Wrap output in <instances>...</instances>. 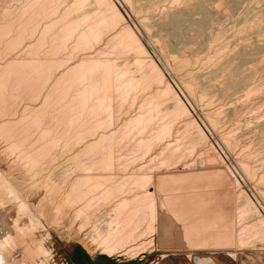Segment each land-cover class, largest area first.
<instances>
[{
    "label": "rangeland",
    "instance_id": "1",
    "mask_svg": "<svg viewBox=\"0 0 264 264\" xmlns=\"http://www.w3.org/2000/svg\"><path fill=\"white\" fill-rule=\"evenodd\" d=\"M37 1L38 0H27V1L26 0H17V1L16 0H0V26H1L0 27L1 28L0 33H2V35L0 34V36H1L0 39L3 41V42L2 41L0 42V45H2V46H0V55H1L0 56V65H3V67H4L8 64V62H10V61L12 62L14 59H15L14 61H16L18 63H20V62L29 63L30 61L31 62L33 61V65H32V63H29L28 65L26 64L27 66L22 65V67L24 66L25 69H24V73H20V75L21 74L22 75L20 77H18V82L20 81V83H18V87H17L18 90H16L17 91L16 92L15 89H13L16 92V94H14L15 92L12 90L9 91V89H12L10 87V85H12L11 81L6 83L9 86V87L7 86V89L8 88L9 89L4 92L5 94H7L6 95L7 99L10 98L9 94L10 95L14 94L17 97V98L14 97L16 100L14 98H11L12 100L14 99L16 101V103H15L14 100L13 101L11 100L12 104L15 103L11 107H12V110L17 109L16 110L17 113L14 112L15 110L12 111L13 114L12 113L11 114L14 115V113H15L16 115L15 116L9 115L10 116L9 118L13 119L14 121L16 119V122H18L17 125H19L18 130L21 129L22 127H23V129H25V131L23 129H21L22 133H20V136H18V143L24 142L23 144H25V145H23L21 143L23 146V147L22 146L21 147L24 149H25V146L27 149H29V147H30L29 151L27 149L24 151V149L21 150V148H20L19 152H18V153H22V155L20 154V156L19 155L18 156L20 158L23 157L21 159H22L25 166L23 165V163L19 157H18V159L20 161L18 159H16L17 166H16V163H14L15 161L13 162L12 158L6 161L7 163L10 161L9 164H11L8 166V169L11 168L12 165H14V164H15L14 166H16V168L13 166L14 169H12V170L15 171L16 169H18V174L14 172L15 174H12V175H16V176L18 175L19 176V174H20V176H22L24 178L26 176V178H28L29 176L27 177V173L29 175L30 171L28 172L26 170L27 171V173H26L25 170L22 171L23 170L22 168L25 167V169L31 170V172H32V170L35 171L36 169L35 168L31 169L28 166V164H26L25 153H26V155H27V152H28V154H31L32 152L35 154V150L33 151V147L35 149H37L39 152V150H41V148H43V147L45 148L46 146H48L47 150H44L45 152H48V150H50L48 154L46 153L47 156L44 153L45 157H47V158H45L44 155L43 156L40 155L41 156L40 158L43 159V161L39 162V164L41 163L43 165L42 166L40 164L43 167V170L40 173H38V175L36 176V180L38 181V183L41 187V190H45V188L43 187V186H45V183H41V182H44L43 180L45 179L46 176L48 177V175H51L49 177H51L53 180L55 179L54 182L55 181H56V183L59 182L60 188L64 187L63 189L61 188L63 190V192L61 194L62 195L64 194V195H63V197H61V194H60L61 198L58 196V198H59L58 200L61 204H62V202L65 203L63 201V200H65L64 198L66 197L65 192L66 191L69 192L71 190L70 186H72L71 184H73V181H75L74 180L75 178L77 179L78 177L86 176L89 173L91 175H98L99 174V173H97V171L95 169L97 166L94 167V164L96 162H97L96 164H98V161H100V159H102L104 153H107V152H105V150H102V149H99L100 151H98V149H95V151L94 150L89 151V149H88V151L90 153V154H88L87 149H86V148H88V147H86V146H88V143L90 145L91 141L94 142V141L98 140L99 135L100 136H101V134L108 135L109 133H111L112 130H114V128L118 129L119 126H121V125L123 126L124 122L128 121V119L141 114V117L143 116L142 122L140 123L141 126L138 125V127H139L138 129L136 126L134 128V131L132 130L133 128L130 129L129 134L127 132L128 135H126V137H127L126 140L124 138V140H125V141H123L124 144L122 145L121 148H119V149H122V150H120V152L122 151L121 152L122 154L119 151H117V150H119L118 148H114V150H112L113 155H117V153H118V154H121L122 156L123 155L126 156V157H124V156L121 157V158H124L122 160L123 162L122 161L121 162H122V165L124 167H126V169L128 168L130 170L135 165L134 160H136V159L134 157L137 155L136 154L137 150L135 148H133V145L136 144L135 143L137 141L136 139L143 137L146 140H148V139L154 140L155 134L156 135L159 134L158 130H160L162 127L168 126L167 122H169L170 123L169 125L171 126V128L169 127L171 130V138L168 139L167 136H165L164 138L161 139L163 141H160V144H159V142L157 143L159 146L156 148V151H159L163 146H165L164 145L165 143L167 144L169 142H173V144L175 145V139L177 141H179L180 138H182L184 141L185 139H188L190 137L189 138L190 140H188V142L184 141L183 144L185 145L186 143H190L191 134L193 137H195L196 133H197V129L200 128L203 131L204 135L206 136V140L208 142L207 144L208 145L210 144L208 146V149L209 150L211 149L212 154L215 153L214 155H216L218 158L220 157L224 161V162L222 161V163H224V164L221 163L222 167H223L222 169H225L224 166L227 165L225 171L227 172V168L231 171V173L227 172L230 179L234 180V177H235L241 181L242 190H244L255 201L257 207L261 210V212H263L262 214L264 215V200H263V198H264V35H263L264 34V29H263L264 28V21H261V20H264V18H262L264 15L263 14L264 13V10H263L264 9V0H194V1L188 0V3L186 0H168V1L167 0H159V1L155 0L156 3L154 2V0H152V1L147 0L148 2H146L145 0H139V1L138 0H127V1L126 0H112L116 4L118 10L120 11L124 22L121 21L122 23L120 22V24H116L115 26H112L113 27L112 29L111 28L109 29L106 26L102 27V24H100V21H99V19L101 18V17H99L101 15V14H99L100 12L98 11L97 14L99 16H96L97 15L96 12L93 11V13H92L93 16L90 15L91 17H89L88 22H87V20L85 21L86 23L82 22V24L79 26L80 28H78V29L82 32L85 28L84 31H86V30H88L87 29L88 25L95 23L97 20L96 24H100L101 27L103 28V31H104V28L106 27L105 31L102 32L101 36L99 37L100 40L97 39V41H93V40L91 41V39L88 38V40L90 39L91 42L89 41L90 42L89 43L88 41H84V42L82 41L83 42V44H82L78 41L79 36L77 37V35L79 34L80 31L77 30L78 32H75L74 33L75 35L72 34L73 35L72 37H74L75 39L77 38L76 39L77 43H76L74 38L69 37L71 39H67V43L66 42L64 43V44H66V46L63 44L64 47H61L63 45H61V46L58 45V43L56 41V39L58 38L56 36H58V35H56V34H58V32L60 31L61 26L69 21L68 18L71 19L72 16L75 15L74 13L76 11L73 9V11H75V12L72 11L73 13H72V15L70 14L71 16L69 14L66 15L65 12H67L69 7H70V9H72L73 4L75 6L80 1L79 0H51L48 2V0H44V1L40 0V1H38L37 5L34 4V2H37ZM53 1H54V4L51 5L50 3ZM144 1L146 2V4L144 3ZM250 1L252 2V7L250 5L251 4ZM253 1H254V3H253ZM55 2H57L56 5H55ZM193 2H194V4H193ZM30 3L34 4L33 7ZM40 3H41V5H40ZM64 3H65V6H64ZM80 4H81V6H82V4H84V5H83V7H80V5H78L77 6L78 10H80L81 8L83 10L85 8V10H86L89 6L92 5L90 0H86V1L81 0ZM143 4H145V6ZM255 4L258 6H256ZM85 5H86V7H85ZM249 5H250V8H249ZM28 6L29 7L31 6L30 9L28 8ZM142 6L145 8H142ZM54 7L55 8L57 7V8L54 9ZM66 7H68V8H66ZM150 7L152 10L150 9ZM41 8H42V10H41ZM49 8L50 9L52 8L51 9L52 12L50 11ZM58 8H59V10H58ZM258 8H259V10H258ZM64 9H66V11ZM70 9L68 10V13L71 12ZM75 9H76V6H75ZM247 9L249 10V13H248ZM22 10H23V12H22ZM78 10H77V12H79ZM140 10H142V11H140ZM250 10L255 11V12L251 11L252 13L255 14V16H254V14H252L250 12ZM256 10L258 12H256ZM53 11H55V15H53L54 14ZM261 11H263V12L261 13ZM28 12L32 15H30ZM44 12H46V13H44ZM94 12H95V14H94ZM22 13H23V15H22ZM48 13L51 15L49 16ZM60 13H61V15H60ZM135 14H137V15H135ZM58 15L61 17H64V22H63V18L59 17ZM145 15H146V17H145ZM172 15L173 16H175V15L179 16L180 21L177 24H173V22H172V24L170 23L172 21V17H173ZM224 15H225V17H224ZM257 15L261 16V17H258ZM45 16H46V18H45ZM30 17H31V19H30ZM37 17H38V19H37ZM40 17L43 18L42 19L43 21L41 19H39ZM53 17H54V19L58 18L59 20L57 19L55 21L53 19ZM143 18H145V19H143ZM158 18H160V19H158ZM251 19H253V20H251ZM255 19H257V21ZM40 21H41V23H40ZM51 21H52L51 24L54 26V27L52 26V28H50L51 25L48 26ZM255 22H256V24H255L256 26L253 24ZM60 23H62V24H60ZM259 23H262V24H259ZM100 25H99V27H100ZM233 25H235L234 28H233ZM253 25H254V27H253ZM259 25L261 26L260 28H259ZM14 26H16V27H14ZM45 26L49 27L50 30L43 33V31H44L43 29L46 28ZM123 26L124 27L129 26L131 28V30L134 32V34L139 38L140 43L144 46V49L147 50L145 55H147V53L149 54L147 56V58L142 52H141L142 57L141 56L139 57V55H138L139 58L136 57L135 54L137 55V52L133 54V51L135 52V50L132 49V47L130 50V48H129L130 46L128 47V45L125 46L126 44L125 45L121 44L122 41L118 37V35H119L118 32L120 31L121 27L124 28ZM42 27H43V29H42ZM55 27L57 29H59V31H57V29ZM3 28L4 29L6 28L5 30H7V31H5ZM27 28H28V30H27ZM149 29H150V31H149L150 33L148 32ZM258 29L260 31L261 30H263V31L260 32V31H258ZM228 30H229V32H227ZM8 31H9V33H8ZM238 32L240 35L238 34ZM16 33L19 34V36H20V37H18V41L20 40V42H21V43L18 42V47H20V48H18L14 44H12V45L10 44V42L17 36ZM32 33H34V34L32 35ZM53 33H55V35ZM113 33H115V34H113ZM116 33H118V34L116 35ZM44 34H46V35H44ZM86 34H88V33H86ZM102 34H104V35H102ZM215 34L217 35L216 37H215ZM228 34H230V35H228ZM52 35H53V37H52ZM232 35H233V37H232ZM152 36L156 40L152 39L153 38ZM41 37H43V40ZM115 38H116V40H115ZM117 38H119V40ZM229 38H230V40H229ZM6 40H7V42H6ZM94 40H96V39H94ZM237 40L240 42H238ZM246 40H248V41H246ZM8 42H9L10 46H9ZM86 42H87V44H86ZM79 43H80V46H79ZM88 43L91 45H89ZM30 44L31 45L33 44V45L31 46ZM76 44H78V45H76ZM81 44L84 45L82 48H81ZM120 44H121V46L123 45L122 46L123 48L120 46ZM54 45H55V47H54ZM5 46H6V48H5ZM11 46H14L16 49H14V47L10 48ZM76 46H77V48H76ZM125 47H126V49H125ZM127 48H129L128 49L129 52L127 51ZM192 49H194V50H192ZM63 50H64V52H62ZM123 50H124V52H123ZM95 51H96V53H95ZM103 51H105V52H103ZM107 51H108V53H107ZM174 52H176V53H174ZM15 53H17V54H15ZM138 54H140V52H138ZM85 55H87V56L85 57ZM169 55H171V56H169ZM91 56H93V57H91ZM174 57H176L177 59H175ZM95 58H96V60H100V61H104L106 59V60H111V62L113 61L114 63L117 62L116 64H119V65L121 64L120 67L121 68L123 67L122 70L126 71L127 75L130 72L129 76L126 75V77H128V78H131L133 76L134 77L136 76L137 78L141 77L143 71L144 72L148 71L147 72L148 77L146 75H142V76H144V78L146 77V79H145L146 81L143 79L140 80V84L142 83L141 85H144V84H146V85H144L143 87L141 85H136V86H139L140 90L136 86H134V87H136V89L134 87H131L130 91L126 90V89L123 90L122 83L123 82L125 83L126 79H122L121 81L119 80V82H118V80H116V82H118V83H116L115 80L113 79L112 81H114L115 83L113 82V84H112V81H111V84H110L112 86V89L110 87V88H108L109 90L107 89V91H105L106 90V88H105L104 90L102 89V91H104L105 93H103L102 91L101 92L103 94H106L105 96H109V95H110V97L112 96L111 97V103L113 106L115 105V107H114L115 112L117 111L116 108H118V107H119L118 108L119 113L122 112L120 114H117L118 113V111H117L114 118L116 120H118L117 118H119V120L118 121L114 120L115 125L111 126L108 124L109 126L107 125V127H108L107 128L106 126H104L105 124H103V127L101 126L99 128V130L94 129L97 132L91 128V127L97 128L96 125L100 126V123L102 121L101 118L103 117V113L99 112L100 113V116H99V113H97V110H95L96 108L94 107V104L96 103L98 98L96 99V96L91 95L90 98L88 99L89 102H86V104H85L86 107L85 106H84V108L82 107L83 112L81 111L82 112V115L80 114L81 118L79 116L78 117L75 116V117H77V119L79 118L78 119L79 121L76 120V123H75V121L72 122V126L68 125V123H67L68 127L66 128V126H64V128H66L67 131H66V129H63V130H65L63 132V130H61L63 128L62 127L63 123L61 122L62 125H60V120H59L60 116H64L63 115L64 112H66V113H67V111H68V113L70 112V109H72V107L70 106L71 101L74 99V97H76L78 95V93L80 94V92L82 91L81 88L84 86V83H83L84 81H82L83 84L81 83V81H79V82L76 81L77 83L74 81L71 83L72 86L70 85L69 89H66V87H67L66 83L68 84L67 79L69 77V75L68 76H66V75L69 74L68 71H71L69 69H72L73 67H75L74 65H76V64L79 65L81 62H83L82 60H84L83 63H85V60H88V62H89V60L95 61ZM136 59L137 60L138 59H140V60L146 59V61L142 62L145 65V67H144V65L142 67V63L141 64L139 63L137 66L136 62H135ZM37 60H38V62H37ZM150 60H151V64L153 66L150 63H146V62H150ZM152 60H153V62H152ZM217 60H219V61H217ZM230 60H231V62L233 61L232 62L233 64L230 63ZM42 61H44V62H42ZM57 61L60 63H58ZM130 62H131V64H130ZM179 62L181 65L179 64ZM200 62H201V64H200ZM39 64H41V65H39ZM49 64L50 65L56 64V65H54L55 67L54 66L52 67V65L50 66ZM85 64H88V63L86 62ZM147 64H150L151 67H150V65H147ZM225 64L227 66L232 65V67H231L232 69L230 68L231 71L232 72L234 71L235 74L236 73L239 75L241 74L240 76L242 78H240L237 74H236L237 75L236 76L235 74L231 73V71L228 72L229 68ZM140 65H141V67H140L141 72H140V69L138 68ZM146 65H147V67H146ZM163 65H164V67H163ZM211 65H214V66H211ZM223 65L226 67V70H228V71L222 69ZM42 66H45L48 68L50 66L51 67L50 68L51 74L48 72V70H47L48 73L41 72V71H45L47 69V68L42 67ZM154 66H156L157 68ZM251 66H253L254 68ZM257 66H259V67H257ZM129 67H131V68H129ZM35 68H37V69H35ZM43 68L45 70H42ZM250 68H252L253 70L251 69V71H250ZM256 68H258V70H256ZM145 69H147V70H145ZM150 69L151 70L154 69V70L151 71ZM155 70H156V72L157 71H160V72H157L158 73L157 74L156 72H154ZM223 70L226 72L223 73L224 72ZM30 71H31V73H30ZM133 71L135 72V74H133L134 73ZM137 71H138V73L136 75ZM149 71H151V72L149 73ZM241 71H244V72L241 73ZM39 72H40V74H39ZM66 72H67V74H66ZM144 72H143V74H144ZM253 72L256 75H254ZM42 73H43V76H42ZM226 73H228V74H226ZM0 74L3 75L2 72ZM5 74L7 76L3 75V77H2L0 75V78L2 77L3 80L5 78V79H7L5 81H8L9 76L11 77V74H8V72ZM44 74H46V75H44ZM47 74L51 75V76H48ZM62 74H63L64 78L66 76L65 79L67 82L65 81L64 78H62L63 80H60L61 79L60 77ZM76 74L77 73L74 74V77L71 74V76L73 77V80L77 78L76 77L77 75H78V77L80 76L79 73L77 75ZM231 74H233V75H231ZM242 74L243 75L248 74V75H246L244 78ZM249 74H251V75H249ZM24 75H26L27 77ZM152 75H154L156 77H154ZM160 76H162L161 82H160V80H161ZM234 76H236V78L239 79L238 81L241 83H237L238 81L235 80L236 78ZM22 77H23V79H22ZM158 77L160 80L157 79ZM199 77L200 78L203 77L202 80ZM24 78H25V80H24ZM153 78H155V79H153ZM246 78H248V80L245 81ZM33 79H38V80L33 81ZM39 79H40V81H39ZM21 80H23V82ZM26 80H28V81H26ZM138 80H137V82H138ZM151 80L154 82V84H153V82H151ZM156 80L159 81L158 84H157ZM233 80H235V82L236 81L237 82L235 83ZM0 81H2V80H0ZM36 81H39L40 84L38 82L36 84ZM64 81L66 83H64ZM212 81H213V84L211 83ZM243 81L247 82V83L244 84ZM28 82H30L31 85L34 84V86L35 87L37 86V87L35 88L34 86H32V88H34L35 90L30 88L29 89L30 92L27 93L28 90H26L25 87L29 88L31 86V85H29ZM147 82H148V84L149 83L150 84L148 85ZM21 83H23L24 85ZM73 83H75V84H73ZM151 83L153 84L152 86H150ZM165 83L167 85H169L170 88H172L171 89L172 92L169 91L168 94L162 93L163 90L167 87V85ZM78 84H79V87H77ZM114 84L115 85L120 84V85L115 86ZM138 84H139V82H138ZM204 84H205L206 88L204 87ZM211 86H212V88H211ZM75 87H77V88H75ZM117 87L120 88V91H117V90H119ZM144 87H146L145 89H147V90H144ZM147 87H149V88H147ZM198 87H200L201 89L200 88L198 89ZM256 87H258V88H256ZM207 88H209V89H207ZM252 88L254 90H252ZM5 89H6V87H5ZM132 89H135V90L132 91ZM148 89H149V91H148ZM204 89H205V91H204ZM31 90H34V92H31ZM198 90H200V92ZM251 90H252V92H251ZM76 91H78V92H76ZM131 91H132V93H131ZM158 91H160L159 93H161L162 95L164 94V96H162L159 93L157 94ZM202 92H203V94H202ZM38 93H39V95H38ZM102 93L100 94L98 92V95L96 94L97 97H103ZM137 94H139V95H137ZM156 94L159 95L160 98L164 99V100L161 99L164 103L163 102L161 103L160 101H158L157 105H159L158 103H161L160 105H162V106L165 104L164 106H166V108H168V111H169V109L171 111L173 109V106L171 107V105H174V102L176 101L175 98L177 97L183 103V105L187 108L188 113L191 115L187 116L186 114H184L185 117L181 116L182 117V119L180 117L181 120L179 119L176 121V119H175L176 123L174 120L171 119V122H173L171 124L170 120H167L169 117L168 118L165 117V115H167L166 112L163 111V110H166L165 107H163L164 109L161 106L158 108V106H155L156 101L152 102V103L150 102V100L152 98L154 100H156V99L160 100L159 96H157ZM170 94H172V96H169ZM145 95L148 96V98H149V95H151L150 98L152 97L151 99L150 98L148 99V101H147L148 103L146 102L147 97ZM154 95L157 97L154 98L153 97ZM202 95L205 96V98L201 97ZM51 96H52V98H51ZM24 97H25V99H24ZM167 97H169L170 99L173 97L172 99H174L175 101L173 102V100H170ZM166 98L168 99V101H166L167 100ZM202 98H204V99H202ZM210 98L212 99V103L210 102L211 101ZM45 99H47V100H45ZM56 99H57V101H56ZM153 99H152V101H153ZM207 99H209L208 101L211 105L208 103ZM36 100H37V102H36ZM8 101H9V99H8ZM122 101H123V103H122ZM130 101L132 104L133 103L134 104L132 105L130 103ZM142 101H144V102H142ZM145 102L150 107H148V105ZM44 103L45 104L47 103V104L45 105ZM128 103H129V105H128ZM143 103H145L146 105ZM122 104H124V105H122ZM130 104H131V106H130ZM152 104H154V106ZM205 104H206V106H205ZM42 105H44V106H42ZM120 105H121V107H120ZM122 106H124V107H122ZM140 106L142 107L141 109H140ZM144 106H145V109H144ZM31 107H32V109H31ZM92 107H94V108H92ZM128 107H130V108H128ZM65 108H66V110H65ZM151 108L153 109V111L155 113L152 110H150ZM154 108L155 109L157 108L158 111H157V109L154 110ZM44 109H47V110L44 111ZM92 109L97 114L96 113L92 114V112H91ZM119 109H121V110H119ZM160 109H163L162 110L163 112ZM71 112L74 113L73 110H71ZM157 112L159 115L156 114ZM164 112H165V115L162 116L164 114ZM44 113H45V115L47 114L46 115L47 117H44L45 120L43 119V116H45ZM55 113L58 114V117ZM153 113H154V115H153ZM38 114L39 115L41 114V115L39 116ZM148 114H151V115H148ZM36 115H37V117H35ZM54 115H56V116L54 117ZM85 115H87V116H85ZM144 115H146V116L144 117ZM213 115H216V116H213ZM147 116L149 117L150 120L148 119ZM152 116H153V118H152ZM186 116H187V118H186ZM38 117H40V118H38ZM104 117L102 119H105ZM163 117H164V119H163ZM208 117L210 118V120L208 119ZM51 118L52 119L55 118V120L50 121ZM90 118H93V119H90ZM34 119L35 120L38 119V120H36V122L37 121L38 122L35 123L33 121ZM98 119L100 120V122H98L99 124L97 123V121H99ZM189 120L196 122L198 125V126H196V128L197 127L198 128L193 129V128H195V127H193L194 124H190V125H192V128L190 125H187L190 128L185 126L184 122H188ZM212 120L214 122H212ZM32 121H33V123H32ZM58 121H59V123L56 125V123ZM147 121H148V123H147ZM150 121H151V123H150ZM88 122H90V123H88ZM159 122H161V123H159ZM165 122L167 123V125H165ZM209 122L212 124H210ZM105 123L107 124V122H105ZM65 124L66 123H64V125ZM73 124H75V125L73 126ZM76 124H78L79 127L80 126H82V127L79 128ZM84 124H86V126ZM91 124H92V126H91ZM145 124H148V125H146L148 127L144 126ZM155 124H157V125H155ZM142 125L144 126V128ZM57 126L59 129L58 128L56 129ZM160 126H161V128H159ZM70 127H72V130ZM76 127H77V129L78 128L79 129L75 133H76V135H79L80 138H82L84 140L83 141L81 139L82 142L80 141V138H77V136L74 133V131L76 130ZM88 127H89V129H88ZM104 127H106L107 130L101 129ZM90 128L92 130H90ZM119 128H121V127H119ZM54 129H56L55 132H54ZM167 129H168V127L166 128V130ZM190 129H193L194 131L193 130L191 131ZM87 130L88 131L90 130L91 132L89 131L90 132L89 133V132H87ZM136 130L138 131V134H137ZM139 130H140V132H139ZM143 130L145 133L142 132ZM195 130H196V132H195ZM21 131H18V135H19V132H21ZM60 131L63 132L64 134L66 133L64 137H63L64 134L61 133ZM92 131H93V133H92ZM188 131H189V133H188ZM52 132L54 135L52 134ZM156 132H158V133H156ZM70 133H72L71 136H70ZM77 133H79V134H77ZM187 133H188V135H187ZM87 134H88V136H87ZM21 135L22 136L24 135L23 138L21 137ZM60 135L62 137L61 140L59 139L60 137L56 138ZM81 135H83V136H81ZM137 135H138V137H137ZM140 135H141V137H140ZM143 135L146 137H144ZM185 135H186V137L188 136V138L184 137ZM54 136H56V137H54ZM72 136H74L75 138H73ZM224 136H226V137H224ZM19 137H20V139H19ZM71 137L73 140L70 139ZM26 138H28V139H26ZM35 138H37V139H35ZM24 139L26 142L24 141ZM55 139H56V142L58 143V144L56 143L57 146L55 145V141L52 142ZM63 139H64V141H63ZM69 139H70V142L68 143ZM182 139L180 140L181 142H183ZM234 139H235V141H234ZM1 141L2 140H0V144H2ZM65 141H67V142H65ZM37 142H39V143H37ZM78 142H79V144H78ZM92 142H91V144H92ZM29 143H31L32 146H30V145L28 146ZM64 143H67V144L64 145ZM70 143H72V144H70ZM6 144L7 143L4 142L3 146L4 145L6 146ZM51 144H52V147H54V149L53 148L48 149V148H50L49 145H51ZM43 145H46V146H43ZM3 146L0 145V156L1 157L6 155L4 152L5 146H4V148H3ZM123 146H124L125 150L123 149ZM1 147H2V150H4V151H1ZM38 147H41V148L38 149ZM181 147H183V146H181ZM31 149H32V151H31ZM134 149L136 150V152ZM20 150L25 152L24 155H23V152H20ZM37 150H36V153H37ZM132 150H133V152H132ZM204 150H205V148H204ZM211 150H210V152H211ZM114 151H115V153H114ZM86 152L88 155L86 154ZM94 152H95V155L92 154ZM131 152H132V155L130 154ZM178 153L179 154H176L177 156L175 155L173 157L174 159L171 158L172 161H170V163H171L170 165H172V163H174V165L170 166V168H169L170 171L171 170L172 171H175V170L184 171L186 165H188V163L190 164L193 161L196 162L197 168L201 169V166H203V165L200 166V164H202L201 162H203V160H204L203 148H199L196 152H194L192 154H186L185 152H182V150H179ZM180 153L182 156H180ZM2 154H3V156H2ZM78 154H80V155L78 156ZM36 155H38V153ZM92 155H93V157H92ZM73 156L76 157L77 159L74 158ZM94 156H96V158ZM132 156H134V157H132ZM54 157H55V159H54ZM38 158H39V155H38ZM182 158H184V159H182ZM6 159H8V158H6ZM53 159H54V161H53ZM147 159L150 160L152 158L147 157L143 161L139 160L137 163L140 164V163L146 161ZM81 161H82V163H81ZM19 162H20V165H19L20 168L22 166L21 169H19V167H18ZM93 162H95V163H93ZM156 162H158V161L156 160L155 162H152L153 165L151 164V166L154 167V165H156ZM126 163H127V165H126ZM128 164H130V166ZM132 164H134V165H132ZM89 165H90V167H89ZM157 165H159V162L157 163ZM242 165L244 167H242ZM76 167H77V169H76ZM83 167L87 168L89 172L87 171V169H82ZM92 168L94 169L95 172H93ZM20 170H21L22 174L19 173ZM165 170H166V168H165ZM115 173H116V176H119V177H122L125 174V173L121 174V171H120L121 175H119V173L117 171ZM117 173H118V175H117ZM111 175H112V173H111ZM250 175H251V177H250ZM66 176H67V178H66ZM116 176H114V177L118 178ZM63 179H64V181H63ZM260 179H262V180H260ZM67 180L69 181V184L71 183L70 186L68 185V183L65 182ZM116 180L117 179H115L114 181H116ZM106 181H108V180H106ZM62 183L65 185H62ZM104 188H101V190L98 189V191H95L96 193L95 192H91L92 194L88 193L86 198H88L89 200L86 199L87 200L86 202L90 201L94 196L96 197V194H97V196H100L102 193L100 195H99V193L102 192V190L104 191ZM33 192H34V190H33ZM44 193L47 197L48 193L46 194V191H44ZM45 195L43 194V196L40 199H42V198L45 199L46 198ZM259 196H260V198H259ZM47 198L50 199L49 197H47ZM44 199L40 200V201H44ZM47 203L43 204V202H42V204L45 205V206H42L43 211L45 209L44 207H46L47 210L45 209L44 215L42 216L43 219L40 216V219L42 221V225L44 226V228H41L37 235H38V237H42V235L45 237L47 234L51 235L47 238L45 243H46V246L52 251V255H53L52 264H152L153 262H158V264H194V262L191 259L192 257L190 258L189 254H191L192 256L197 255V256L206 257V258L210 257L212 260H214V262L216 264H264V243H261V242H254L253 243L254 245L252 244V245L245 247V248H236V249H232V250H228V249L221 248V247L217 248V246H211V247L205 246V248L202 247L203 249L200 247L202 250L198 249V248H197L198 250L197 249L193 250V251L190 250L184 242V238H183L184 237V234H183L184 231H183V228H181L182 225L180 223L176 222L170 216H167L165 214L160 215V221L163 220L166 223L170 224V226L174 230L175 242H174V246L172 247V249L166 250V249H160L159 248L157 251H153V252H151V251L149 252V249H148V251H146V253L143 254L144 257H140V258L136 259L135 261H128L124 257H122V258H118V257L107 258V257L101 256L99 254H95L94 256H92L78 243V240L79 241L82 240L83 236L87 235L86 237L89 239L90 235L88 236V234L92 233V230H91L92 224H90V226L89 225L87 226L88 228H86L85 231L83 232L84 235H82V234L78 235V232H77V229L79 228L80 219L74 218V215H75L74 212H76L77 209L82 207L83 202L77 203L74 206L72 205L73 208H71V203L67 204V205H69V207L65 204L66 205L65 209L63 208L64 206L62 207L63 208L62 216L64 213H66V214H64L65 217L63 216L61 218V220H59V222L57 221L56 224L55 223L52 224L53 222H50L52 220V217H51L52 214L55 213V212H53L54 209L53 208L50 209V208H51V206L54 207L55 205L51 204V203L49 204L48 201H47ZM99 203L102 205L99 206L100 205ZM91 204H93L91 207V210L95 209L93 212L92 211L89 212L91 215L90 216L91 222L94 224L98 223V226L100 225L99 227L101 229L104 228L106 230L107 229L106 227H108L109 221L111 219V218H109V216L111 215L110 209L113 208L114 202L113 201L111 203L110 202H102V201L97 202V200H96L95 202L93 201V203H91ZM92 208H94V209H92ZM67 210H68V212H66ZM72 212H73V214H72ZM71 214H72V216H71ZM49 218H51V219H49ZM57 224H59V225H57ZM106 224H107V226H106ZM104 229H102V230H104ZM45 232H47V234ZM149 238H150V235H147V236H145V238L143 237V240H148ZM230 251L235 252L236 259L232 257V255L230 254ZM163 253H165L167 255L165 258L160 257Z\"/></svg>",
    "mask_w": 264,
    "mask_h": 264
},
{
    "label": "bare ground",
    "instance_id": "2",
    "mask_svg": "<svg viewBox=\"0 0 264 264\" xmlns=\"http://www.w3.org/2000/svg\"><path fill=\"white\" fill-rule=\"evenodd\" d=\"M17 1V0H16ZM27 1V0H26ZM40 1V0H38ZM37 2H34V4L37 5ZM44 1V0H42ZM51 1V0H48V2ZM81 2V0H79ZM83 1H86V0H83ZM127 1V0H126ZM139 1V0H138ZM146 2H148L147 0H145ZM144 1V3L146 4V2ZM152 1V0H150ZM159 1V0H158ZM168 1V0H167ZM187 3H188V0H186ZM194 1V0H193ZM30 2V1H29ZM80 2H78L75 6H76V9H75V6L73 4L72 6V9H70V13H68V10L66 13L67 14H71L73 12H75L74 16H72V18H68L69 21L66 22L65 24H63L60 28V31L59 29H57L58 37L56 39L57 43L59 46L63 45L65 42L67 43V39H71L69 37H72L75 32H78L77 30H79L78 28H80L79 26L82 24V22H85L87 20L88 22V19L89 17H91L90 15L93 16V11L96 12V14L98 13V11L100 12L99 14H101L100 16L97 14L96 16H99L101 17L99 19L100 21V24H102V27L106 26L108 27L109 29L113 28L112 26H115L116 24H120L121 21L124 22L123 20V17L120 13V11L118 10L116 4L112 1V0H90L91 2V6H89L86 10L84 8V10L82 11L81 9L78 10L77 9V6L80 5V7H83L84 4H80ZM155 2V0H154ZM251 2V1H250ZM141 3V2H140ZM150 3V2H149ZM153 3V2H152ZM156 3V2H155ZM191 3V2H190ZM189 3V4H190ZM254 3V1H253ZM31 4V3H30ZM33 3L31 4L32 7L34 5ZM51 5L54 4V1L50 3ZM57 4V2H55V5ZM145 4H143L145 6ZM151 4V3H150ZM185 4V3H184ZM194 4V2H193ZM20 5V4H19ZM22 5V4H21ZM39 5V4H38ZM41 5V3H40ZM62 5V4H61ZM60 5V6H61ZM251 7H252V2H251ZM250 5H249V8H250ZM256 5V4H255ZM64 6H65V3H64ZM71 6V5H70ZM147 6V5H146ZM258 6V5H256ZM25 7V6H24ZM31 7V6H30ZM30 7L28 6V8L30 9ZM40 7V6H39ZM49 7V6H48ZM59 7V6H58ZM79 7V8H80ZM86 7V5H85ZM138 7V6H137ZM192 7V6H191ZM254 7V6H253ZM27 8V7H26ZM53 8V7H52ZM51 8V9H52ZM57 8V7H56ZM54 7V9H56ZM64 8V7H63ZM68 8V7H66ZM141 8V7H140ZM139 8V9H140ZM142 8H145L142 6ZM141 8V9H142ZM147 8V7H146ZM28 9V10H29ZM50 9V8H49ZM48 9V10H49ZM50 9V11H51ZM73 9L75 11H73ZM151 9V7H150ZM263 9V8H262ZM42 10V8H41ZM59 10V8H58ZM66 11V9H64ZM63 10V11H64ZM77 10L79 12H77ZM152 10V9H151ZM248 10V9H247ZM259 10V8H258ZM264 10V9H263ZM45 11V10H44ZM62 11V12H63ZM73 11V12H72ZM142 11V10H140ZM148 11V10H147ZM157 11V10H156ZM253 11V10H250V12ZM23 12V10H22ZM32 12V11H31ZM38 12V11H37ZM36 12V13H37ZM49 12V11H48ZM52 12V11H51ZM55 15V11H53ZM61 12V11H60ZM94 12V14H95ZM146 12V11H145ZM255 12V11H253ZM256 12H258L256 10ZM263 11H261L262 13ZM29 13V12H28ZM33 13V12H32ZM46 13V12H44ZM64 13V12H63ZM170 13V12H169ZM248 13H249V10H248ZM252 13V12H251ZM260 13V14H261ZM30 14V13H29ZM38 14V13H37ZM132 14V13H131ZM254 14V13H252ZM264 14V13H263ZM23 15V13H22ZM28 15V14H27ZM32 15V14H30ZM48 15L50 16L51 14L48 13ZM57 15V14H56ZM61 15V13H60ZM70 15V16H71ZM137 15V14H135ZM161 15V14H160ZM159 15V16H160ZM226 15V14H225ZM224 15V17H225ZM259 15V14H258ZM257 15V16H258ZM262 15V14H261ZM42 16V15H41ZM48 16V17H49ZM59 16V15H58ZM95 16V17H96ZM164 16V15H163ZM173 16V15H172ZM255 16V14H254ZM7 17V16H6ZM22 17V16H21ZM61 17V16H59ZM146 17V15H145ZM162 17V16H161ZM242 17V16H241ZM258 17H261V16H258ZM27 18V17H26ZM33 18V17H32ZM46 18V16H45ZM63 18V22H64V17H61ZM66 18V17H65ZM97 18V17H96ZM243 18V17H242ZM264 18V15L263 17ZM261 18V19H262ZM31 19V17H30ZM38 19V17H37ZM39 19H43L42 17H40ZM49 19V18H48ZM54 19V17H53ZM58 19V18H57ZM57 19H54L55 21ZM67 19V20H68ZM145 19V18H143ZM147 19V18H146ZM160 19V18H158ZM171 19V18H170ZM254 19V18H253ZM251 19V20H253ZM260 19V20H261ZM46 20V19H45ZM59 20V19H58ZM94 20V19H93ZM92 20V21H93ZM257 21V19H255ZM12 21V20H11ZM18 21V20H17ZM21 21V20H20ZM24 21V20H23ZM43 21V20H42ZM91 21V20H90ZM98 21V22H99ZM180 21V18L179 16L175 15L172 17V21L170 22L172 24H177L178 22ZM261 21H264V20H261ZM2 22V21H1ZM62 22V21H61ZM97 22V20H96ZM93 23L91 25H88L86 31L85 28H84V32L80 31L79 34L77 35V37L79 38V42L83 44L84 41H97V39L100 40V36H101V33L105 31V28H104V31H103V28L101 27L100 24H96ZM200 22V21H199ZM24 23V22H23ZM41 23V21H40ZM52 21L50 22V24L48 26L51 25L50 28H52ZM56 23V22H55ZM58 23V22H57ZM86 23V22H85ZM122 23V22H121ZM152 23V22H151ZM235 23V22H234ZM237 23V22H236ZM249 23V22H248ZM247 23V24H248ZM37 24V23H36ZM39 24V23H38ZM54 24V23H53ZM62 24V23H60ZM158 24V23H157ZM254 25L256 24L253 23ZM259 24H262V23H259ZM29 25V24H28ZM57 25V24H56ZM85 25V24H84ZM83 25V26H84ZM100 25V27H99ZM253 25V27H254ZM18 26V25H17ZM34 26V25H33ZM125 26V25H124ZM123 26V27H124ZM144 26V25H143ZM158 26V25H157ZM235 25H233V28H234ZM256 26V25H255ZM1 27V26H0ZM5 27V26H4ZM7 27V26H6ZM13 27V26H12ZM16 27V26H14ZM26 27V26H25ZM24 27V28H25ZM38 27V26H37ZM46 27V28H45ZM43 29V33L44 32H47L48 30H50L49 27L45 26ZM54 27V26H53ZM117 27V26H116ZM230 27V26H229ZM261 26L259 25V28ZM18 28V27H17ZM101 28V29H100ZM244 28V27H243ZM242 28V29H243ZM1 29V28H0ZM4 29V28H3ZM6 29V28H5ZM4 29V30H5ZM30 29V28H29ZM220 29V28H219ZM262 29V28H261ZM264 29V28H263ZM10 30V29H9ZM22 30V29H21ZM28 30V28H27ZM37 30V29H36ZM52 30V29H51ZM102 30V31H101ZM107 30V29H106ZM224 30V29H223ZM226 30V29H225ZM257 30V29H256ZM7 31V30H5ZM25 31V30H24ZM112 31V30H111ZM150 31V29L148 30V32ZM172 31V30H171ZM170 31V32H171ZM174 31V30H173ZM176 31V30H175ZM222 31V30H221ZM231 31V30H230ZM258 31H260L258 29ZM263 31V30H261ZM260 31V32H261ZM1 32V31H0ZM3 32V31H2ZM16 32V31H15ZM36 32V31H35ZM88 34H86V33ZM224 32V31H223ZM229 32V30L227 31ZM9 33V31H8ZM20 33V32H19ZM30 33V32H29ZM106 33V32H105ZM108 33V32H107ZM119 35L118 37L121 39V44H126L125 46L128 45V47L130 48L131 50V47L132 49L135 50V52L133 51V54L137 52V55L135 54L136 57H139L142 55V53L145 55L146 54V49H144V46L140 43V40L139 38L134 34V32L131 30V28L129 26L127 27H124L120 29V31L118 32ZM116 33V35L118 34ZM150 33V32H149ZM211 33V32H210ZM2 35V33H0ZM5 34V33H4ZM7 34V33H6ZM17 34V33H16ZM34 33H32L33 35ZM47 34V33H46ZM44 34V35H46ZM55 35V33H53ZM115 34V33H113ZM223 34V33H222ZM239 34V32H238ZM237 34V35H238ZM15 35V34H14ZM75 35V34H74ZM104 35V34H102ZM213 35V34H212ZM211 35V36H212ZM230 35V34H228ZM235 35V34H234ZM240 35V34H239ZM264 35V34H263ZM9 36V35H8ZM23 36V35H22ZM112 36V35H111ZM115 36V35H114ZM154 36V35H153ZM152 36V37H153ZM217 35L215 34V37ZM18 37L19 34H17V36L10 42V44H14L18 47V42H20V40L18 41ZM53 37V35H52ZM76 37V36H75ZM155 37V36H154ZM152 38V39H155V38ZM224 37V36H223ZM233 37V35H232ZM1 38V36H0ZM42 40H43V37H41ZM74 38V37H72ZM88 38H90L88 40ZM119 38H117L119 40ZM249 38V37H248ZM24 39V38H23ZM22 39V40H23ZM45 39V38H44ZM48 39V38H47ZM75 39V38H74ZM77 39V38H76ZM75 39V41H76ZM96 39V40H94ZM216 39V38H215ZM250 39V38H249ZM21 40V41H22ZM54 40V39H53ZM116 40V38H115ZM114 40V41H115ZM117 40V41H118ZM156 40V39H155ZM161 40V39H160ZM230 40V38H229ZM2 40L0 39V42ZM37 41V40H36ZM52 41V40H51ZM55 41V40H54ZM69 41V40H68ZM83 41V42H82ZM90 41V42H91ZM158 41V40H157ZM179 41V40H178ZM227 41V40H226ZM238 41V40H237ZM248 41V40H246ZM3 42V41H2ZM5 42V41H4ZM7 42V40H6ZM44 42V41H43ZM71 42V41H70ZM89 42V43H90ZM113 42V41H112ZM119 42V41H118ZM160 42V41H159ZM180 42V41H179ZM235 42V41H234ZM240 42V41H238ZM21 43V42H20ZM36 43V42H35ZM56 43V44H57ZM77 43V41H76ZM80 43H79V46H80ZM88 43V44H89ZM107 43V42H106ZM114 43V42H113ZM156 43V42H155ZM161 43V42H160ZM188 43V42H187ZM236 43V42H235ZM9 44V42H8ZM9 44V46H10ZM50 44V43H49ZM55 44V45H56ZM81 44V48L84 46ZM85 44V43H84ZM87 44V42H86ZM94 44V43H93ZM105 44V43H104ZM119 44V43H118ZM120 44V46H121ZM149 44V43H148ZM159 44V43H158ZM197 44V43H196ZM5 45V44H4ZM31 45V44H30ZM33 45V44H32ZM31 45V46H32ZM54 45V47H55ZM66 46V44H64ZM61 46V47H64ZM78 45V44H76ZM91 45V44H89ZM108 45V44H107ZM110 45V44H109ZM244 45V44H243ZM2 46V45H0ZM27 46V45H26ZM57 46V45H56ZM119 46V45H118ZM117 46V47H118ZM123 46V45H122ZM121 46V47H122ZM150 46V45H149ZM14 46H11L10 48H12ZM58 47V46H57ZM120 47V48H121ZM189 47V46H188ZM6 48V46H5ZM9 48V49H10ZM20 48V47H18ZM33 48V47H32ZM51 48V47H50ZM72 48V47H71ZM77 48V46H76ZM123 48V47H122ZM127 48V51L128 49ZM151 48V47H150ZM14 49H16L14 47ZM47 49V48H46ZM86 49V48H85ZM116 49V48H115ZM114 49V50H115ZM126 49V47H125ZM152 49V48H151ZM87 50V49H86ZM113 50V51H114ZM120 50V49H119ZM164 50V49H163ZM191 50V49H190ZM194 50V49H192ZM5 51V50H4ZM12 51V50H11ZM74 51V50H73ZM89 51V50H88ZM97 51V50H96ZM95 51V53H96ZM180 51V50H179ZM64 52V50L62 51ZM61 52V53H62ZM98 52V51H97ZM105 52V51H103ZM111 52V51H110ZM124 52V50H123ZM129 52V51H128ZM138 52H140V54H138ZM142 52V53H141ZM188 52V51H187ZM31 53V52H30ZM37 53V52H36ZM108 53V51H107ZM120 53V52H119ZM172 53V52H171ZM176 53V52H174ZM178 53V52H177ZM203 53V52H202ZM12 54V53H11ZM17 54V53H15ZM22 54V53H21ZM25 54V53H24ZM51 54V53H50ZM59 54V53H58ZM115 54V53H114ZM124 54V53H123ZM181 54V53H180ZM228 54V53H227ZM9 55V54H8ZM23 55V54H22ZM106 55V54H105ZM130 55V54H129ZM143 55V56H144ZM149 54L147 53L146 58ZM183 55V54H182ZM1 56V55H0ZM87 55H85L86 57ZM98 56V55H97ZM100 56V55H99ZM103 56V55H102ZM132 56V55H131ZM144 56V57H145ZM171 56V55H169ZM175 56V55H174ZM18 57V56H17ZM66 57V56H65ZM93 57V56H91ZM135 57V58H136ZM138 57V58H139ZM142 57V56H141ZM173 57V56H172ZM4 58V57H3ZM12 58V57H11ZM21 58V57H20ZM23 58V57H22ZM175 59H177L176 57H174ZM173 58V59H174ZM122 59V58H121ZM211 59V58H210ZM12 60V59H11ZM15 60V59H14ZM10 61L8 62V64L6 66L3 67V65H0V73L2 72L3 75H6L5 73L8 72V74H11V77L9 76V79L8 81H5L7 79L4 78L3 80V75H1L2 77L0 78V140L2 144H0L1 146H3L4 142H6V146L4 148V150H2V147H1V151H4L6 155L0 156V264H52V260H53V255H52V251L46 246V240L49 236V234H47V232H45L47 235L44 237L42 235V237H38V232L41 228H44V226L42 225V221L40 219V216L42 217L44 215V212H45V209L46 207H44V211H43V208L42 206H45L43 205L44 203H47V201L49 202V204H54L55 206L52 207L50 209H54L53 213L52 214V220L50 222H53L52 224H56L57 221L59 222V220H61V218L64 216V213L63 216H62V213H63V208L65 209V206L67 204H70L71 203V208L72 205H76L77 203H82V207L77 209L74 215V218L76 219H80V222H79V228L77 229V232H78V235L79 234H82L84 235V231L86 228H88L87 226L90 224H92L91 226V230H92V233H89L88 236L90 235L89 239L86 237V236H83V239L82 240H78V243L92 256H94L95 254H99L101 256H105L107 258H113V257H118V258H126L128 261H135L136 259L140 258V257H144L143 254L146 253V251H148L149 249V252H153V251H157L159 249V247H169V246H174V242H175V235H174V230L173 228L170 226V224L166 223L165 221H160V215L161 214H165L167 216H170L171 218H173L176 222L180 223L182 225L181 228H183V231H184V242L186 244V246L190 249V250H196L197 248L198 249H201L202 247L205 248V246H217V248L221 247V248H225V249H228V250H232V249H236V248H245V247H248L250 245H252L254 242H261V243H264V215L262 214L263 212H261V210L257 207L255 201L244 191L242 190V183L241 181L238 179V178H235L234 177V180H231L230 177L228 176V173H231V171L227 168V172L225 171L226 169V166L225 169H222V159L219 157H217L216 155L212 154V150L210 152V150L208 149V145L207 143V140H206V136L204 135L203 131L200 129V128H196L197 123L192 121V120H189L188 122H184L185 123V126L187 125H190V124H194L193 129H197V133H196V136L193 137L192 134H191V141L190 143H186L185 145L183 144L184 141H187L190 140L188 138V136L186 137V135L184 137L188 138V139H185L183 136V138L185 139L183 141L182 138H180V140L182 139L183 142H180L177 141L175 139V145L173 144V142H169V143H165L159 151H156V148L159 146L157 143L159 142L160 144V141H163L161 140L162 138H164L165 136H167L168 139L171 138V126L169 125L170 123H168V126H165L167 125V123L165 122V127H162L161 126L159 128H161L160 130H158L159 134H155L154 136V140H146L145 138H138L136 139L137 141L135 142L136 144L133 145V148H135L137 150H135L136 152V156H132L134 157L136 160H134L135 162V165L132 169H126V167H124L122 165V160L124 158H121L123 157L120 152V150L122 149H119L122 147V145L124 144L123 141L126 140V135L129 134L130 132V129H132L134 131V128L137 126V129L139 128V126H141V122H142V117H141V114H139L138 116H135V117H132L130 119H128V121L124 122V125L122 126H119L121 128L118 127V129H115L111 131V133H107L108 135L106 134H101V136L99 135L98 136V140L92 142H90V145L88 143V148L87 149V152L88 154L90 150H94L95 149H98V151H100L99 149H102V150H105V152L107 153H104L102 159H100V161H98V164L95 163L94 164V167H96V171L97 173H99L98 175H91L90 173L87 174L86 176H82V177H78L77 179L75 178L73 181V184H71L72 186H70L69 184V181H65L66 183H68V185L71 187L70 191L69 192H65V200H63L65 203L62 202V204L59 202V198L58 196L60 197V194L63 192V188L61 189L59 187V182L56 183V181L54 182V180L49 177L51 175H48V177L46 176L45 179L43 180L44 182H41V183H45V186H43L45 188V190H41V187L38 183V181L36 180V176L38 175V173H40L42 170H43V165L41 166L39 164V162L43 161V159H41L40 155H44L45 157V154L49 153L50 150H48V152H45L44 150H47V147L46 145H43V146H46L45 148H41V147H38L41 148V150H38L35 149L33 147V151L35 150V154L31 153V154H28L27 152V155L25 152L21 151L23 150L24 148H22V144L24 143H18V136H20V133H22L21 129H23V127L21 129L18 130L19 128V125H17L18 122H16V119L15 121L11 118H9L11 116H15L17 113L16 110H12V105L16 103V99L14 97H16V90H18V83H20V81L18 82V77H20V73H24V69L25 67L24 66H27L29 63H32L33 65V61L29 62V63H25V62H16V61ZM25 60V59H24ZM106 60V59H105ZM100 61V60H96L95 58V61L94 60H85V63L87 62L88 64H85L83 63L84 60H82L83 62H81L79 65H74L75 67H73L72 69H69L71 71H68L69 74H67L66 72V76L69 75L67 81H68V84L66 83V76L64 78L63 74L61 75V79L60 80H63L62 78L65 79L64 83H66L67 87L66 89H69V86L71 85L72 86V82H79L81 81H84V86L81 88L82 91L80 92V94L78 93V95L76 97H74V99L71 101V104L70 106L72 107V109H70V112L67 113L64 112V116H60V125L61 122L63 123L62 125V129H66L68 127V125L72 126V122L75 121L76 123V120L77 117L79 116L80 117V114L82 115V107L84 108V106L86 107V102H89L88 99L90 98V96H96V103L94 104V107L96 108L95 110H97V113L101 112L103 113V117L105 119H102L101 118V123H100V126L96 125L97 128H93L91 127L93 130L94 129H98L102 126L103 127V124H105L104 126L107 127V125H115L114 123V120L115 121H118L119 118H117L118 120H116L114 117L118 111V108H116V112H115V105L113 106L112 103H111V97L110 95L109 96H105L106 94H103L105 93L104 91H102V89L104 90L106 88L105 91H107L108 88L111 87L112 89V86L110 85L111 84V81L114 79L115 82L116 80H119L121 81L122 79H126L125 80V83L123 84L122 83V88L123 90H129L131 89V87H134L136 85H141L140 84V80H145L146 77L144 78V76L142 75H146L148 77V74L147 72H142V75L141 77H131V78H128L126 77L127 75V72L126 71H123V67L121 68L119 64H116L114 63L113 61L111 62V60H106V61ZM113 60V59H112ZM119 60V59H118ZM125 60V59H124ZM133 60V59H132ZM137 60V59H136ZM135 60L136 62V65L138 66V64L146 61V59H138L137 61ZM196 60V59H195ZM194 60V61H195ZM220 60V59H219ZM217 60V61H219ZM240 60V59H239ZM2 61V60H1ZM61 61V60H60ZM116 61V60H115ZM122 61V60H121ZM149 61V60H148ZM176 61V60H175ZM229 61V60H228ZM227 61V62H228ZM38 62V60H37ZM44 62V61H42ZM58 62V61H57ZM64 62V61H63ZM132 62V61H131ZM130 62V64H131ZM134 62V63H135ZM153 62V60H152ZM215 62V61H214ZM221 62V61H220ZM233 62V61H232ZM230 60V63L233 64ZM236 62V61H235ZM60 63V62H58ZM124 63V62H123ZM127 63V62H126ZM146 63H150L151 64V60L150 62H146ZM27 64V65H26ZM62 64V63H61ZM128 64V63H127ZM150 64H147V65H150ZM180 64V62H179ZM201 64V62H200ZM227 64V63H226ZM225 64V65H226ZM22 65H24L22 67ZM31 65V66H32ZM41 65V64H39ZM50 65V64H49ZM52 67L56 64H51ZM50 65V66H51ZM85 65V66H84ZM123 65V64H122ZM135 65V66H136ZM143 63H142V67H143ZM146 65V67H147ZM152 65V64H151ZM150 65V67H151ZM181 65V64H180ZM229 65V64H228ZM46 66V65H45ZM45 66H42V67H45ZM49 66L48 67H45L47 68L46 70L43 68L42 70H45V71H41V72H45V73H50L51 72V67ZM153 66V65H152ZM210 66V65H209ZM211 66H214V65H211ZM227 66V65H226ZM244 66V65H243ZM255 66V65H254ZM21 67V68H20ZM55 67V66H54ZM127 67V66H126ZM141 65L138 67L140 69ZM145 67V65H144ZM156 67V66H154ZM164 67V65H163ZM229 68V71L226 70V67L223 65V68L224 70L230 72L231 71V67L232 65L230 66H227ZM249 67V66H248ZM253 67V66H251ZM256 67V66H255ZM259 67V66H257ZM29 68V67H28ZM27 68V69H28ZM58 68V67H57ZM56 68V69H57ZM131 68V67H129ZM157 68V67H156ZM227 68V69H228ZM231 68V69H230ZM235 68V67H234ZM233 68V69H234ZM246 68V67H245ZM254 68V67H253ZM37 69V68H35ZM54 69V68H53ZM125 69V68H124ZM166 69V68H165ZM244 69V68H243ZM252 68H250V71H251ZM40 70V69H39ZM48 70V72H47ZM126 70V69H125ZM147 70V69H145ZM151 70V69H150ZM154 70V69H153ZM151 70V71H153ZM200 70V69H199ZM223 70V71H224ZM235 70V69H234ZM249 70V69H248ZM253 70V69H252ZM256 70H258V68H256ZM255 70V71H256ZM23 71V72H22ZM29 71V70H28ZM131 71V70H130ZM149 71V73L151 72ZM226 71H224L223 73H225ZM27 72V71H26ZM37 72V71H36ZM64 72V71H63ZM134 72V71H133ZM140 72H141V69H140ZM156 72V70L154 71ZM157 72H160V71H157ZM156 72V73H157ZM240 72V71H239ZM238 72V73H239ZM244 72V71H241V73ZM246 72V71H245ZM31 73V71H30ZM35 73V72H34ZM43 73H42V76H43ZM75 73H79L80 76L78 77V75L76 76L77 78L73 80V77H74V74ZM130 73V72H129ZM129 73L127 76H129ZM132 73V72H131ZM138 71L136 72V75H137ZM146 73V74H145ZM231 73L235 74L234 71ZM252 73V72H251ZM40 74V72H39ZM38 74V75H39ZM51 74V73H50ZM72 74V76H71ZM135 74V72L133 73ZM152 74V73H151ZM158 74V73H157ZM228 74V73H226ZM231 74V75H233ZM237 74V73H236ZM235 74V75H236ZM254 74V72H253ZM27 75V74H26ZM24 75V76H26ZM31 75V74H30ZM29 75V76H30ZM33 75V74H32ZM37 75V76H38ZM46 75V74H44ZM48 75V74H47ZM160 75V74H159ZM158 75V76H159ZM162 75V74H161ZM205 75V74H204ZM203 75V76H204ZM208 75V74H207ZM230 75V76H231ZM240 78H242L239 74H237ZM236 75V76H237ZM243 75V74H242ZM248 75V74H246ZM246 75H243V77L245 78ZM251 75V74H249ZM256 75V74H254ZM7 76V75H6ZM28 76V77H29ZM40 76V75H39ZM38 76V77H39ZM48 76H51V75H48ZM63 76V77H62ZM140 76V75H139ZM150 76V75H149ZM154 76V75H152ZM151 76V77H152ZM163 76V75H162ZM160 76V79L161 77ZM199 76V75H198ZM202 76V75H201ZM209 76V75H208ZM227 76V75H226ZM236 76H234L236 78ZM27 77V76H26ZM46 77V76H45ZM150 77V78H151ZM156 77V76H154ZM210 77V76H209ZM228 77V76H227ZM238 77V78H239ZM250 77V76H249ZM7 78V77H6ZM33 78V77H32ZM37 78V77H36ZM47 78V77H46ZM200 78V77H199ZM203 78V77H202ZM202 78H200L202 80ZM206 78V77H205ZM216 78V77H215ZM224 78V77H223ZM232 78V77H231ZM11 79V80H10ZM23 79V77H22ZM31 79V78H30ZM59 79V78H58ZM139 82H137V80ZM148 79V78H147ZM155 79V78H153ZM159 79V77L157 78ZM159 79V80H160ZM210 79V78H209ZM25 80V78H24ZM32 80V79H31ZM34 80H38V79H33ZM51 80V79H50ZM150 80V79H149ZM198 80V79H197ZM235 80H239V79H235ZM235 80H233L235 82ZM248 80V78L245 79V81ZM11 81L12 85H10V87L12 89H9V91H14L13 89H15V93L13 95H10V98L9 101L7 99V94H5L4 92L7 89V82ZM23 82V80H21ZM28 81V80H26ZM40 81V79H39ZM39 81H36V84L37 82L39 83ZM146 81V80H145ZM148 81V80H147ZM157 81V80H156ZM162 81V79L160 80V82ZM196 81V80H195ZM232 81V80H231ZM236 81V82H237ZM242 81V80H241ZM250 81V80H249ZM42 82V81H41ZM55 82V81H54ZM58 82V81H57ZM60 82V81H59ZM76 82V83H77ZM114 81H112V84H113ZM114 82V83H115ZM116 82V83H118ZM143 82V81H142ZM151 82H153L151 80ZM233 82V83H234ZM235 82V83H236ZM26 83V82H25ZM29 85L30 82H28ZM32 83V82H31ZM56 83V82H55ZM82 83V84H83ZM156 83V82H155ZM159 83V81H157V84ZM213 84V81L211 82ZM234 83V84H235ZM237 83H241V82H237ZM243 83H247V82H244ZM23 84V83H21ZM20 84V85H21ZM40 84V83H39ZM63 84V83H62ZM61 84V85H62ZM75 84V83H73ZM148 84V82H147ZM150 84V83H149ZM148 84V85H149ZM154 84V82H153ZM151 83L150 86L153 85ZM166 84V83H165ZM209 84V83H208ZM207 84V85H208ZM211 84V85H212ZM24 85V84H23ZM115 85V84H114ZM120 85V84H118ZM117 84L115 86H118ZM146 85V84H144ZM144 85H141L142 87ZM167 85V84H166ZM238 85V84H237ZM33 85H31L29 88L25 87L28 92L30 88H32ZM45 86V85H44ZM47 86V85H46ZM64 86V85H63ZM140 86V87H141ZM200 86V85H199ZM6 87V89H5ZM9 87V86H8ZM23 87V86H22ZM35 87V86H34ZM37 87V86H36ZM35 87V88H36ZM79 87V84L78 86ZM75 87V88H77ZM137 88H139V86H136ZM136 87H134L136 89ZM166 87V86H165ZM203 87V86H202ZM204 87H205V84H204ZM209 87V86H208ZM24 88V87H23ZM44 88V87H43ZM74 88V89H75ZM119 90L117 91H120V88L117 87ZM116 88V89H117ZM129 88V89H128ZM146 87H144V90H147L145 89ZM149 88V87H147ZM151 88V87H150ZM180 88V87H179ZM200 87H198L199 89ZM206 88V87H205ZM212 88V86H211ZM258 88V87H256ZM34 89V88H32ZM52 89V88H51ZM65 89V88H64ZM65 89V90H66ZM114 89V88H113ZM135 89H132L135 90ZM143 89V88H142ZM172 88L169 87V85H167V87L163 90L162 93H167L169 91H171ZM201 89V88H200ZM209 89V88H207ZM35 90V89H34ZM34 90H31V92H34ZM109 90V89H108ZM138 90V89H137ZM140 90V88H139ZM151 90V89H150ZM158 90V89H157ZM252 90H254L252 88ZM251 90V92H252ZM258 90V89H257ZM56 91V90H55ZM67 91V90H66ZM103 93H102V92ZM122 91V90H121ZM131 91V93H132ZM149 91V89H148ZM200 92V90H198ZM202 91V90H201ZM205 91V89H204ZM203 91V92H204ZM256 91V90H255ZM26 92V91H25ZM53 92V91H52ZM58 92V91H57ZM78 92V91H76ZM98 92L101 94H103V97H97L98 95ZM109 92V91H108ZM116 92V91H115ZM125 92V91H124ZM128 92V91H127ZM143 92V91H142ZM160 91L157 92V94L159 93ZM172 92V91H171ZM174 92V91H173ZM183 92V91H182ZM194 92V91H193ZM198 92V93H199ZM202 92V94H203ZM209 92V91H208ZM207 92V93H208ZM11 93V92H10ZM13 93V92H12ZM36 93V92H35ZM73 93V92H72ZM122 93V92H121ZM126 93V92H125ZM124 93V94H125ZM130 93V94H131ZM205 93V92H204ZM55 94V93H54ZM69 94V93H68ZM97 94V95H96ZM110 94V93H109ZM129 94V95H130ZM156 94V95H157ZM161 94V93H159ZM164 94L162 96H164ZM166 94V95H167ZM174 94V93H173ZM182 94V93H181ZM184 94V93H183ZM206 94V93H205ZM204 94V95H205ZM39 95V93H38ZM65 95V94H64ZM75 95V94H74ZM108 95V94H107ZM134 95V94H133ZM139 95V94H137ZM13 96V97H12ZM29 96V95H28ZM45 96V95H44ZM48 96V95H47ZM71 96V95H70ZM135 96V95H134ZM146 96V95H145ZM151 95H149V98H150ZM159 96V95H157ZM157 96H153L154 98H156ZM161 96V97H162ZM169 96H172V94H170ZM174 96V95H173ZM177 96V95H176ZM175 96V97H176ZM200 96V95H199ZM207 96V95H206ZM211 96V95H210ZM62 97V96H61ZM118 97V96H117ZM129 97V96H128ZM131 97V96H130ZM147 97V100L146 102L148 101V96ZM145 97V98H146ZM174 97V98H175ZM201 97H204L205 96H201ZM213 97V96H212ZM11 98H14L13 100L15 101V103L12 104L11 102ZM17 98V97H16ZM48 98V97H47ZM52 98V96H51ZM95 98V97H94ZM116 98V97H115ZM120 98V97H119ZM124 98V97H123ZM152 98V97H151ZM150 98V99H151ZM160 98V96H159ZM169 98V97H167ZM166 98V99H167ZM173 98V97H172ZM170 99V100H173V102L175 101L174 99ZM200 98V97H199ZM202 98V99H204ZM25 99V97H24ZM68 99V98H67ZM127 99V98H126ZM135 99V98H134ZM153 99V98H152ZM152 99L150 100V102H155V106H158V108L161 106L162 108L165 107L166 110H163V109H160L161 111H165L167 115H165V112L162 116L165 115L166 118H168L167 120H170L171 122V119L175 121L179 120L180 117H185L184 114H186L187 116L191 115L188 113V110L187 108L183 105V103L179 100V98H175L176 101L174 102V105H171V107L173 106V109L170 111H168V108H166V106H162L160 105L164 100L162 98H160V100L156 99L152 101ZM162 99V100H161ZM201 99V98H200ZM214 99V98H213ZM12 100V101H13ZM47 100V99H45ZM92 100V99H91ZM183 100V99H182ZM209 99H207L208 101ZM210 102L212 103V99L210 98ZM24 101V100H23ZM28 101V100H27ZM30 101V100H29ZM35 101V100H34ZM57 101V99H56ZM126 101V100H125ZM128 101V100H127ZM135 101V100H134ZM160 101L161 103H158L159 105H157V102ZM168 101V99L166 100ZM206 101V102H207ZM31 102V101H30ZM37 102V100H36ZM46 102V101H45ZM48 102V101H47ZM119 102V101H118ZM144 102V101H142ZM145 102V103H146ZM149 102V103H150ZM170 102V101H169ZM52 103V102H51ZM123 103V101H122ZM131 103V101H130ZM143 103V104H145ZM148 103V102H147ZM146 103V104H147ZM164 103V102H163ZM201 103V102H200ZM209 103V101H208ZM45 104V103H44ZM47 104V103H46ZM45 104V105H46ZM49 104V103H48ZM97 104V105H96ZM127 104V103H126ZM132 104V103H131ZM130 104V106H131ZM134 104V103H133ZM132 104V105H133ZM145 104V105H146ZM196 104V103H195ZM210 104V103H209ZM208 104V105H209ZM51 105V104H50ZM61 105V104H60ZM90 105V104H89ZM93 105V104H92ZM96 105V106H95ZM124 105V104H122ZM129 105V103H128ZM127 105V106H128ZM148 105V104H147ZM151 105V104H150ZM154 106V104H152ZM211 105V104H210ZM44 106V105H42ZM69 106V107H70ZM91 106V105H90ZM126 106V107H127ZM142 106V105H141ZM140 106V109L142 108ZM206 106V104H205ZM92 107V108H94ZM117 107V106H116ZM121 107V105H120ZM124 107V106H122ZM148 107H150L148 105ZM210 107V106H209ZM17 108V107H16ZM35 108V107H34ZM45 108V107H44ZM55 108V107H54ZM130 108V107H128ZM132 108V107H131ZM30 109V108H29ZM28 109V110H29ZM32 109V107H31ZM39 109V108H38ZM52 109V108H51ZM61 109V108H60ZM122 109V108H121ZM119 109V110H121ZM144 109H145V106H144ZM157 109V108H156ZM154 108V110H156ZM47 110V109H44V111ZM58 110V109H57ZM63 110V109H62ZM66 110V108H65ZM71 110H73L74 113L71 112ZM99 110V111H98ZM123 110V109H122ZM138 110V109H137ZM149 110V109H148ZM150 110L153 111V109L151 108ZM14 111V115L13 112ZM32 111V110H31ZM43 111V112H44ZM82 111V112H81ZM91 111V110H90ZM124 111V110H123ZM147 111V110H146ZM158 111V109H157ZM162 111V112H163ZM22 112V111H21ZM25 112V111H24ZM27 112V111H26ZM33 112V111H32ZM47 112V111H46ZM45 112V113H46ZM49 112V111H48ZM54 112V111H53ZM81 112V113H80ZM92 114L96 113L94 112V110L92 109ZM148 112V111H147ZM151 112V111H150ZM154 112V111H153ZM160 112V111H159ZM12 113V114H11ZM44 113V115H45ZM60 113V112H59ZM76 113V114H75ZM86 113V112H85ZM90 113V112H89ZM96 113V114H97ZM122 113V112H120ZM119 111L117 114H120ZM149 113V112H148ZM155 113V112H154ZM153 113V115H154ZM49 114V113H48ZM56 114V113H55ZM62 114V113H61ZM158 114V112L156 113ZM22 115V114H21ZM26 115V114H25ZM39 115V114H38ZM41 115V114H40ZM39 115V116H40ZM47 115V114H46ZM43 116V119L44 117H47V116ZM57 117H58V114H56ZM54 115V117L56 116ZM60 115V114H59ZM143 115V114H142ZM148 115H151V114H148ZM159 115V114H158ZM222 115V114H221ZM8 116V117H7ZM27 116V115H26ZM31 116V115H30ZM77 116V117H75ZM87 116V115H85ZM99 116H100V113H99ZM121 116V115H120ZM146 115H144L145 117ZM186 116V118H187ZM213 116H216V115H213ZM37 117V115L35 116ZM96 117V116H95ZM148 117V116H147ZM146 117V118H147ZM156 117V116H155ZM179 117V118H178ZM181 117V119H182ZM9 118V119H8ZM40 118V117H38ZM81 118V117H80ZM87 118V117H86ZM99 118V117H98ZM153 118V116H152ZM157 118V117H156ZM165 118V119H166ZM178 118V119H177ZM225 118V117H224ZM57 119V120H58ZM90 119H93V118H90ZM97 119V118H96ZM145 119V118H144ZM149 119V117H148ZM164 119V117H163ZM180 119V120H181ZM208 119L210 120V118L208 117ZM221 119V118H220ZM38 120V119H36ZM36 120L34 119L33 121L35 123ZM45 120V119H44ZM52 120H55V118H51L50 121ZM99 120V119H98ZM147 120V119H146ZM150 120V119H149ZM154 120V119H153ZM208 120V121H209ZM18 121V120H17ZM32 121V123H33ZM79 121V120H78ZM165 121V120H164ZM175 121V123H176ZM186 121V120H185ZM100 122L97 121V123ZM107 122V124L105 123ZM145 122V121H144ZM212 122H214L212 120ZM46 123V122H45ZM50 123V122H49ZM59 123V121L56 123V125ZM64 123H66L64 125ZM68 123V125H67ZM83 123V122H82ZM90 123V122H88ZM95 123V122H94ZM148 123V121H147ZM151 123V121H150ZM161 123V122H159ZM173 122H171L172 124ZM210 123V122H209ZM220 123V122H219ZM99 124V123H98ZM144 124V123H143ZM158 124V123H157ZM155 124V125H157ZM163 124V123H162ZM180 124V123H179ZM196 124V125H195ZM212 124V123H210ZM221 124V123H220ZM41 125V124H40ZM49 125V124H48ZM75 124H73L74 126ZM78 127L79 125L76 124ZM82 125V124H81ZM86 126V124H84ZM83 125V126H84ZM108 125V126H109ZM148 124H145L144 126H146ZM154 125V126H155ZM23 126V125H22ZM47 126V125H46ZM59 126V125H58ZM58 126L56 127V129L58 128ZM64 126H66V128H64ZM88 126V125H87ZM92 126V124H91ZM143 126V125H142ZM143 126V128H144ZM153 126V125H152ZM151 126V127H152ZM184 126V125H183ZM191 128H192V125H190ZM51 127V126H50ZM60 127V126H59ZM82 127V126H80ZM79 127V128H80ZM104 127V128H101V129H104V130H107V128ZM148 127V126H146ZM150 127V128H151ZM168 127V129L170 130H166V128ZM170 127V128H169ZM188 128H190L189 126H187ZM226 127V126H225ZM39 128V127H38ZM54 128V127H53ZM71 130H72V127H70ZM78 128V129H79ZM90 128V130H92ZM186 128V127H185ZM187 128V129H188ZM222 128V127H221ZM40 129V128H39ZM38 129V130H39ZM54 129V132L55 130ZM59 129V128H58ZM77 127H76V130L74 131L77 132ZM82 129V128H81ZM86 129V128H85ZM89 129V127H88ZM142 129V128H141ZM183 129V128H182ZM186 129V130H187ZM193 129H190L191 131ZM25 131V129H23ZM89 130V131H90ZM94 130V131H96ZM145 130V129H144ZM144 130L142 131L143 133ZM210 130V129H209ZM18 131H21L19 132V135H18ZM65 130H63L64 132ZM67 131V129H66ZM69 131V130H68ZM86 131V130H85ZM87 130V132H89ZM137 131V130H136ZM146 131V130H145ZM190 131V132H191ZM194 131V130H193ZM33 132V131H32ZM31 132V133H32ZM58 132V131H57ZM61 132V131H60ZM61 132V133H63ZM79 132V131H78ZM84 132V131H83ZM91 132V131H90ZM89 132V133H90ZM97 132V131H96ZM95 132V133H96ZM128 132V134H127ZM140 132V130H139ZM156 132V133H158ZM180 132V131H179ZM178 132V133H179ZM196 132V130H195ZM230 132V131H229ZM24 133V132H23ZM60 133V134H61ZM73 133V132H72ZM70 133V136L71 134ZM93 133V131H92ZM149 133V132H148ZM189 133V131H188ZM187 133V135H188ZM53 134V132H52ZM51 134V135H52ZM64 134V133H63ZM66 134V133H65ZM65 134L63 135V137L65 136ZM79 134V133H77ZM82 134V133H81ZM137 134H138V131H137ZM142 134V133H141ZM153 134V135H154ZM34 135V134H33ZM36 135V134H35ZM54 135V134H53ZM76 135V133H75ZM74 135V136H75ZM84 135V134H83ZM81 135V136H83ZM90 135V134H89ZM95 135V134H94ZM93 135V136H94ZM118 135V136H117ZM146 135V134H145ZM176 135V134H175ZM226 135V134H225ZM231 135V134H230ZM24 136V135H23ZM23 136L21 135V137L23 138ZM31 136V135H30ZM29 136V137H30ZM42 136V135H41ZM40 136V137H41ZM67 136V135H66ZM72 136L73 138H75L77 136V138H80L79 135H76L75 137ZM79 136V137H78ZM88 136V134H87ZM91 136V135H90ZM89 136V137H90ZM144 136V135H143ZM173 136V135H172ZM39 137V136H38ZM51 137V136H50ZM56 137V136H54ZM60 137V138H59ZM72 137L70 139H72ZM92 137V136H91ZM100 137V138H99ZM138 137V135H137ZM141 137V135H140ZM146 137V136H144ZM150 137V136H149ZM156 137V138H155ZM193 137V138H192ZM226 137V136H224ZM238 137V136H237ZM241 137V136H240ZM21 138V139H22ZM56 138H59L60 140L62 139L61 135L56 137ZM68 138V137H67ZM88 138V137H87ZM125 138V140H124ZM132 138V137H131ZM177 138V137H176ZM231 138V137H230ZM20 139V137H19ZM28 139V138H26ZM37 139V138H35ZM52 139V138H51ZM54 139V138H53ZM65 139V138H64ZM63 139V141H64ZM70 139L68 141V143L70 142ZM82 138H80V141H81ZM241 139V138H240ZM30 140V139H29ZM73 140V139H72ZM83 140V139H82ZM134 140V139H133ZM174 140V139H173ZM4 141V142H3ZM20 141V140H19ZM25 141V139H24ZM55 141V145H56V139L53 140L52 142ZM58 141V140H57ZM84 141V140H83ZM235 141V139H234ZM26 142V141H25ZM29 142V141H28ZM36 142V141H35ZM34 142V143H35ZM51 142V143H52ZM67 142V141H65ZM82 142V141H81ZM127 142V141H126ZM132 142V141H131ZM134 142V141H133ZM178 142V143H177ZM224 142V141H223ZM33 143V142H32ZM39 143V142H37ZM45 143V142H44ZM50 143V142H49ZM48 143V144H49ZM177 143V144H176ZM225 143V142H224ZM227 143V142H226ZM43 144V143H42ZM58 144V143H57ZM67 144V143H64V145ZM72 144V143H70ZM77 144V143H76ZM79 144V142H78ZM25 145V144H23ZM32 146L31 143L28 144V146ZM36 145V144H35ZM54 145V144H53ZM54 145V146H55ZM69 145V144H68ZM126 145V144H125ZM212 145V144H211ZM22 146V147H21ZM27 146V147H28ZM57 146V145H56ZM55 146V147H56ZM72 146V145H71ZM183 146V147H181ZM50 148L48 149H54V147H52V144L49 145ZM65 147V146H64ZM67 147V146H66ZM69 147V146H68ZM21 148L20 152H23V155L25 153V162L26 164H28V166L31 168V169H36L35 171L32 170H28V169H25V167L21 168L23 169L22 171H30L29 172V175L27 173V177L25 176L22 177L17 175H12V174H15L17 173L18 174V169H16L15 171H13L12 169L13 166L15 165L14 163H16V159H18V157L20 156V154L22 155V153H18L19 152V149ZM85 148V147H84ZM114 148H118L119 151L121 154H118L117 155H113V151ZM182 148V149H181ZM199 148H203V156H204V160L203 162H201L203 166H201V169L197 168V164L195 161L191 162L190 164L188 163V165H186L185 167V170L184 171H170V166H173L174 163H172V165H170V161L171 158H173L176 154H179L178 151L179 150H182V152H185L186 154H192L194 152H196ZM205 148V150H204ZM229 148V147H228ZM26 146H25V149L24 151L26 150ZM30 149V147H29ZM29 149H27L29 151ZM65 149V148H64ZM67 149V148H66ZM89 149V151H88ZM123 149H124V146H123ZM246 149V148H245ZM36 150H37V153L39 155V158H38V155H36ZM57 150V149H56ZM85 150V149H84ZM125 150V149H124ZM123 150V151H124ZM32 151V149H31ZM44 151V152H43ZM61 151V150H60ZM86 151V150H85ZM97 151V150H96ZM97 151V152H98ZM43 152V153H42ZM56 152V151H55ZM86 152V154H87ZM125 152V151H124ZM129 152V151H128ZM133 152V150H132ZM132 152L130 153L132 155ZM181 152V151H180ZM2 153V152H1ZM45 153V154H44ZM82 153V152H81ZM85 153V152H84ZM83 153V154H84ZM99 153V152H98ZM115 153V151H114ZM202 153V152H201ZM46 154V156H47ZM61 154V153H60ZM87 154V155H88ZM95 155V152L92 153ZM184 154V153H183ZM217 154V153H216ZM19 155V156H18ZM50 155V154H49ZM54 155V154H53ZM80 154H78L79 156ZM85 155V154H84ZM76 156V155H75ZM177 156V155H176ZM180 156L181 153H180ZM179 156V157H180ZM184 156V155H183ZM202 156V155H201ZM43 157V158H44ZM74 157V156H73ZM93 157V155H92ZM96 158V156H94ZM126 157V156H124ZM147 157H151L152 159L150 160H146L140 164H138L137 162L140 160V161H143L144 159H146ZM8 158V159H6ZM13 160V164L11 168L8 169V166L11 165L9 164V162L7 163L6 161L11 159ZM20 158V157H19ZM23 158V157H21ZM20 158V160L22 161V159ZM47 158V157H45ZM76 158V157H74ZM73 158V159H74ZM88 158V157H87ZM94 158V159H95ZM6 159V160H5ZM55 159V157H54ZM53 159V161H54ZM77 159V158H76ZM174 159V158H173ZM184 159V158H182ZM19 160V159H18ZM19 160V161H20ZM24 160V159H23ZM98 160V159H97ZM128 160V159H127ZM158 161L159 162V165H157L158 162H156V165L151 166V164L153 165L152 162H155V161ZM122 161V162H121ZM132 161V160H131ZM133 162V161H132ZM175 162V161H174ZM179 162V161H178ZM224 162V161H223ZM23 163V161H22ZM48 163V162H47ZM66 163V162H65ZM82 163V161H81ZM169 163V164H168ZM222 163V164H221ZM8 164V165H7ZM40 166H39V165ZM92 164V163H91ZM131 164V163H130ZM130 164H128L130 166ZM155 164V163H154ZM242 164V163H241ZM20 162L18 164V167L19 169L20 168ZM24 165V163H23ZM45 165V164H44ZM84 165V164H83ZM127 165V163H126ZM236 165V164H235ZM244 165V164H243ZM242 165V167H244ZM16 166H17V163H16ZM16 166H14L16 168ZM25 166V165H24ZM27 166V167H28ZM76 166V165H75ZM82 166V165H81ZM86 166V165H85ZM93 166V165H92ZM156 166V167H155ZM26 167V168H27ZM28 167V168H29ZM58 167V166H57ZM90 167V165H89ZM183 167V166H182ZM241 167V166H240ZM81 168V167H80ZM166 168V170H165ZM168 168V169H167ZM77 169V167H76ZM82 169H87V168H82ZM93 169V168H92ZM234 169V168H233ZM246 169V168H245ZM81 170V169H80ZM54 171V170H53ZM88 171V169H87ZM92 171V170H91ZM90 171V172H91ZM118 172L119 175H121L122 173H125L122 177H119V176H116V173L115 172ZM120 171H121V174H120ZM128 171V172H127ZM236 171V170H235ZM15 172V173H14ZM83 172V171H82ZM89 172V171H88ZM93 172L94 169H93ZM246 172V171H245ZM21 170H20V172ZM24 173V172H23ZM25 173V174H26ZM112 173V175H111ZM117 173V175H118ZM248 173V172H247ZM254 174V173H253ZM57 175V174H56ZM108 176V177H107ZM114 176L118 177V178H115ZM255 176V175H254ZM251 177V175H250ZM67 178V176H66ZM261 178V177H260ZM115 179H117L116 181H114ZM66 180V179H65ZM71 180V179H70ZM108 180V181H106ZM262 180V179H260ZM64 181V179H63ZM62 181V182H63ZM108 183V184H107ZM61 184V183H60ZM62 185H65L62 183ZM61 186V185H60ZM66 187V186H65ZM105 187V188H104ZM43 188V189H44ZM101 188H104V191L102 190V192H98L100 196H97L96 194V197L94 196L90 201L86 202L87 200H89L87 197L88 193L92 194L91 192H95V191H98L101 190ZM47 189V190H46ZM153 189V190H152ZM34 190V192H33ZM65 190V189H64ZM44 191H46V194H47V197H49L50 199H48L44 193ZM261 192V191H260ZM96 193V192H95ZM43 194L45 195V197L47 198H42L40 199ZM89 194V195H90ZM94 194V193H93ZM64 195V194H63ZM63 195L61 194V197H63ZM60 197V198H61ZM90 198V197H89ZM255 198V197H254ZM260 198V196H259ZM44 201H40V200H43ZM87 199V200H86ZM97 200L98 201H102V202H114V206L113 208L110 209L111 211V215L109 216L110 221H109V224H108V227H106L107 229L105 230H102L99 226H98V223H92L91 222V215H90V211H94L95 207L92 208L94 210H91V207L93 204V201L95 202ZM264 200V198H263ZM62 201V200H61ZM43 202V204H42ZM48 204V203H47ZM46 204V205H47ZM66 204V205H65ZM100 204V203H99ZM102 204H100L99 206H101ZM64 206V207H63ZM69 207V205H67ZM95 206V205H94ZM104 206V205H103ZM106 206V205H105ZM109 206V205H108ZM49 207V206H48ZM63 207V208H62ZM98 207V206H97ZM49 209V210H50ZM69 209V208H68ZM47 210V209H46ZM51 211V210H50ZM68 212V210L66 211ZM49 213V212H48ZM47 213V214H48ZM51 213V212H50ZM95 213V212H94ZM46 214V215H47ZM73 214V212H72ZM71 214V216H72ZM106 214V213H105ZM49 215V214H48ZM93 215V214H92ZM108 215V214H107ZM67 216V215H66ZM65 217V216H64ZM96 217V216H95ZM93 218V217H92ZM43 219V217H42ZM45 219V218H44ZM51 219V218H49ZM66 219V218H65ZM75 219V220H76ZM94 219V218H93ZM48 220V219H47ZM46 220V221H47ZM98 221V220H97ZM61 222V221H60ZM107 222V221H106ZM105 223V222H104ZM108 223V222H107ZM51 224V223H50ZM59 225V224H57ZM102 226V225H101ZM107 226V224H106ZM77 227V226H76ZM69 229V228H68ZM44 230V229H43ZM72 230V229H71ZM76 230V229H75ZM69 232V231H68ZM86 234V233H85ZM147 235H150V238L148 240H143V237L145 238V236ZM81 236V235H80ZM79 236V237H80ZM82 238V237H81ZM50 239V238H49ZM147 239V238H146ZM157 240V241H156ZM49 243V242H48ZM158 243V244H157ZM254 245V244H253ZM201 247V248H200ZM209 247V248H210ZM202 248V249H203ZM207 248V247H206ZM208 248V249H209ZM214 248V247H213ZM212 248V249H213ZM197 249V250H198ZM201 249V250H202ZM216 249V248H215ZM224 249V250H225ZM222 250V249H221ZM230 254L232 255L233 258L236 259V254L235 252H231L230 251ZM167 255L165 253H163L160 257L161 258H165ZM189 257L192 259V261L194 262V264H197V261L200 262V264H216L214 262V260H212L210 257L206 258V257H200V256H192L191 254H189ZM152 264H158V262H153Z\"/></svg>",
    "mask_w": 264,
    "mask_h": 264
},
{
    "label": "water",
    "instance_id": "3",
    "mask_svg": "<svg viewBox=\"0 0 264 264\" xmlns=\"http://www.w3.org/2000/svg\"><path fill=\"white\" fill-rule=\"evenodd\" d=\"M172 247H173V246H169V247L167 246V247H165V248H164V247H163V248H162V247H159V248H160V249H166V250H167V249H172Z\"/></svg>",
    "mask_w": 264,
    "mask_h": 264
},
{
    "label": "clouds",
    "instance_id": "4",
    "mask_svg": "<svg viewBox=\"0 0 264 264\" xmlns=\"http://www.w3.org/2000/svg\"><path fill=\"white\" fill-rule=\"evenodd\" d=\"M197 264H200V262H199V261H197Z\"/></svg>",
    "mask_w": 264,
    "mask_h": 264
}]
</instances>
